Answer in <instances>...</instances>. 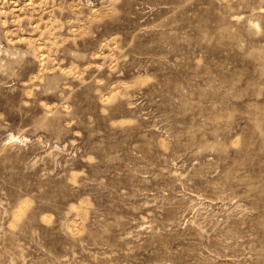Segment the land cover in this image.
I'll list each match as a JSON object with an SVG mask.
<instances>
[{"label":"rangeland","instance_id":"1","mask_svg":"<svg viewBox=\"0 0 264 264\" xmlns=\"http://www.w3.org/2000/svg\"><path fill=\"white\" fill-rule=\"evenodd\" d=\"M0 264H264V0H0Z\"/></svg>","mask_w":264,"mask_h":264}]
</instances>
